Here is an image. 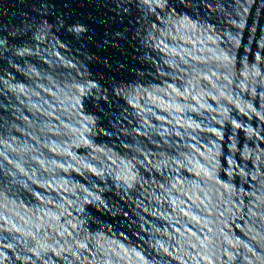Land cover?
<instances>
[{
  "label": "water",
  "instance_id": "water-1",
  "mask_svg": "<svg viewBox=\"0 0 264 264\" xmlns=\"http://www.w3.org/2000/svg\"><path fill=\"white\" fill-rule=\"evenodd\" d=\"M0 264H264V0H0Z\"/></svg>",
  "mask_w": 264,
  "mask_h": 264
}]
</instances>
